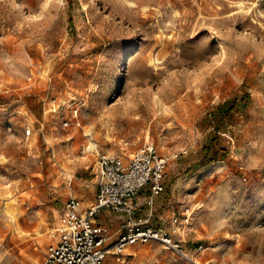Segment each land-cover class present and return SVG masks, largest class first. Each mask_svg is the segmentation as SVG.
<instances>
[{
    "label": "rangeland",
    "instance_id": "rangeland-1",
    "mask_svg": "<svg viewBox=\"0 0 264 264\" xmlns=\"http://www.w3.org/2000/svg\"><path fill=\"white\" fill-rule=\"evenodd\" d=\"M145 142L170 156L152 222L179 247L103 264H264L261 0H0V264L40 262L98 154Z\"/></svg>",
    "mask_w": 264,
    "mask_h": 264
},
{
    "label": "built area",
    "instance_id": "built-area-1",
    "mask_svg": "<svg viewBox=\"0 0 264 264\" xmlns=\"http://www.w3.org/2000/svg\"><path fill=\"white\" fill-rule=\"evenodd\" d=\"M25 133L30 135L31 128ZM169 160L170 156L161 154L150 142L132 152L127 162L120 156L98 154L94 199L85 204L74 195L68 197L62 225L51 230L52 242L42 260L33 264H103L108 254L119 261L130 246L151 241L178 248L171 233L152 222V210L144 213V208H152L155 197L164 191ZM142 191L147 194L140 204L136 199ZM103 210L123 215L116 229L98 221ZM190 220L188 209L172 215L173 232L180 235Z\"/></svg>",
    "mask_w": 264,
    "mask_h": 264
},
{
    "label": "crops",
    "instance_id": "crops-1",
    "mask_svg": "<svg viewBox=\"0 0 264 264\" xmlns=\"http://www.w3.org/2000/svg\"><path fill=\"white\" fill-rule=\"evenodd\" d=\"M166 187V184H165ZM95 195V194H94ZM160 195H157L155 197L154 200V204L152 206V208H144V213L147 214L148 212H150L152 210V215H153V211H154V206L156 204L157 199L159 198ZM146 194H144L143 192H141L138 196H137V203L142 204L145 200ZM94 199V196H93ZM93 199H91L89 202H91ZM166 215V213H162L161 217H164ZM123 215L121 214H116V215H111L108 214V212L106 210H103L101 212V214L98 216V221L104 224H108L112 229H116L119 224L121 223V221L123 220Z\"/></svg>",
    "mask_w": 264,
    "mask_h": 264
},
{
    "label": "trees",
    "instance_id": "trees-1",
    "mask_svg": "<svg viewBox=\"0 0 264 264\" xmlns=\"http://www.w3.org/2000/svg\"><path fill=\"white\" fill-rule=\"evenodd\" d=\"M228 101L223 102L221 104V106L219 107V116L217 117V128L221 127L225 120L228 118L229 114H230V110L226 107L227 106Z\"/></svg>",
    "mask_w": 264,
    "mask_h": 264
},
{
    "label": "snow or ice",
    "instance_id": "snow-or-ice-1",
    "mask_svg": "<svg viewBox=\"0 0 264 264\" xmlns=\"http://www.w3.org/2000/svg\"><path fill=\"white\" fill-rule=\"evenodd\" d=\"M261 7H264V0H261ZM200 39H201V36H197V37L195 38V40H193L191 43H195L196 40H200Z\"/></svg>",
    "mask_w": 264,
    "mask_h": 264
},
{
    "label": "bare ground",
    "instance_id": "bare-ground-1",
    "mask_svg": "<svg viewBox=\"0 0 264 264\" xmlns=\"http://www.w3.org/2000/svg\"><path fill=\"white\" fill-rule=\"evenodd\" d=\"M173 244H174V242H173ZM174 245H175V244H174ZM194 263H197V261L194 260Z\"/></svg>",
    "mask_w": 264,
    "mask_h": 264
}]
</instances>
